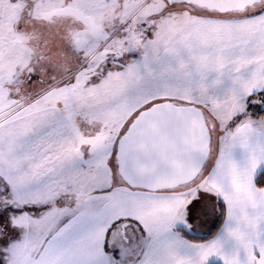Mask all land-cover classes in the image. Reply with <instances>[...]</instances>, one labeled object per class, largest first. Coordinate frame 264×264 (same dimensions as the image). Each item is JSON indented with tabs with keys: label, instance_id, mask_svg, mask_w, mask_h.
<instances>
[{
	"label": "rangeland",
	"instance_id": "obj_1",
	"mask_svg": "<svg viewBox=\"0 0 264 264\" xmlns=\"http://www.w3.org/2000/svg\"><path fill=\"white\" fill-rule=\"evenodd\" d=\"M263 8L222 15L165 0H0V264H33L72 215L131 189L118 171V140L155 103L199 107L212 127L195 182L236 125L264 135V116L255 118L264 92H195L185 51L190 27ZM241 150L261 162L254 146ZM201 199L188 217L197 231L220 212L213 196ZM121 225L108 246L126 260L138 247L136 226L126 241Z\"/></svg>",
	"mask_w": 264,
	"mask_h": 264
},
{
	"label": "crops",
	"instance_id": "obj_2",
	"mask_svg": "<svg viewBox=\"0 0 264 264\" xmlns=\"http://www.w3.org/2000/svg\"><path fill=\"white\" fill-rule=\"evenodd\" d=\"M190 28L185 51L193 62L187 76L195 92L233 97L264 92V8ZM249 123L236 125L229 141L219 140L202 180L169 191L121 190L67 219L33 264H264V188L256 186L264 171V135L247 137ZM245 145L260 150L261 162L244 154ZM207 195L219 209L225 206L224 223L212 239L193 242L178 228L208 234L220 217L216 213L212 225L200 231L189 227L188 217ZM248 213L257 220L250 221ZM124 222L136 226L138 247L118 260L108 237Z\"/></svg>",
	"mask_w": 264,
	"mask_h": 264
},
{
	"label": "water",
	"instance_id": "obj_3",
	"mask_svg": "<svg viewBox=\"0 0 264 264\" xmlns=\"http://www.w3.org/2000/svg\"><path fill=\"white\" fill-rule=\"evenodd\" d=\"M225 15L245 12L264 0H165ZM212 127L203 111L171 101L141 110L121 135L116 159L122 179L132 189L160 192L194 182L212 151ZM129 222L121 225L126 238Z\"/></svg>",
	"mask_w": 264,
	"mask_h": 264
},
{
	"label": "trees",
	"instance_id": "obj_4",
	"mask_svg": "<svg viewBox=\"0 0 264 264\" xmlns=\"http://www.w3.org/2000/svg\"><path fill=\"white\" fill-rule=\"evenodd\" d=\"M264 116V113H260L259 117ZM256 186L260 189L264 188V171H262L259 176L256 179ZM225 206L221 204L220 207V217L217 221V223L214 225L212 230L208 234H195L192 232H189L186 229L183 228H178V231L187 239L193 241V242H206L210 239H212L221 229L223 223H224V218H225Z\"/></svg>",
	"mask_w": 264,
	"mask_h": 264
}]
</instances>
